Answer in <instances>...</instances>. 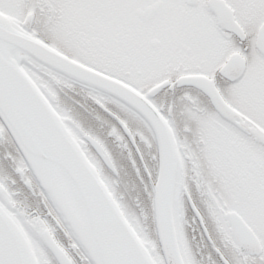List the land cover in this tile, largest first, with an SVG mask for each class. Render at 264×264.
<instances>
[{
    "label": "snow or ice",
    "instance_id": "snow-or-ice-1",
    "mask_svg": "<svg viewBox=\"0 0 264 264\" xmlns=\"http://www.w3.org/2000/svg\"><path fill=\"white\" fill-rule=\"evenodd\" d=\"M0 264H264V0H0Z\"/></svg>",
    "mask_w": 264,
    "mask_h": 264
}]
</instances>
